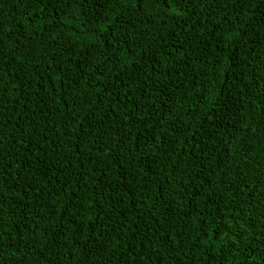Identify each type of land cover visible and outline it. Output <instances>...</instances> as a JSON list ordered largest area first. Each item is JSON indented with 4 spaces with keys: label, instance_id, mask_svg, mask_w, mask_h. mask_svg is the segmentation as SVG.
Masks as SVG:
<instances>
[{
    "label": "trees",
    "instance_id": "1",
    "mask_svg": "<svg viewBox=\"0 0 264 264\" xmlns=\"http://www.w3.org/2000/svg\"><path fill=\"white\" fill-rule=\"evenodd\" d=\"M134 2L107 5L109 22L113 16L126 19L125 26L116 33L122 45L115 41L109 45L107 33L99 31L102 25L89 23L91 10L82 9L75 2L71 7L54 3L46 13L39 12V5L29 6L27 2L23 6L12 0L0 4V33L4 40L0 88L7 89L2 94L0 128L5 137L3 151L11 148L17 161L0 179L2 264H44L45 254L54 264H80L81 257L95 242L91 229L100 227L92 223L97 217L107 226V251L94 253L86 264H264V237L253 236V232L264 228V196L259 188L264 184V40L259 38L264 37V27L256 22L264 5L248 4L244 14L236 19L240 6L221 4L223 11L217 9L218 15L209 18L211 23L200 28L195 18L177 26L179 17L170 19L163 6L152 0L142 12L132 6ZM189 10L199 16L202 11L206 14L208 8L201 3L191 5ZM225 12L230 23L221 19ZM48 13L53 20L49 31L32 35L29 16ZM57 13L60 23L55 22ZM217 21L218 27L246 26L249 35L258 39L236 52L221 51L222 45L217 43L221 33L213 27ZM36 28L32 26V30ZM209 31L215 36H209ZM16 37H21L19 44ZM25 44L44 51L35 62L38 69L25 65L20 73L29 81L24 99L33 101V105L21 108L6 102L17 97L13 81L20 83L15 73L21 63L19 57L13 62L12 49ZM146 59H163L167 65H156L161 76L155 87L168 101L167 107L157 103L161 112L153 117L156 126L133 129L116 153L108 147L97 152L122 135L116 129L124 128L127 122L124 113L117 109V116L112 117L115 126L105 121L107 135L103 140L96 131L100 125L95 124L86 143L74 147L82 138L77 125L86 118L93 101L99 104L103 86L126 63L139 61L143 66ZM142 70L153 74L151 68ZM52 84L57 87L53 89ZM38 89L40 97H44L43 108H34L40 98L34 95ZM153 98L159 101V96ZM99 115H104L103 109ZM36 123L45 126L44 134L59 148V154L55 148L48 151L47 164L43 159L29 161L23 145L20 150L16 147L17 138L32 143L39 139L32 130ZM180 123L183 131L175 127ZM141 136L151 138L135 144V138ZM197 144L199 150L195 149ZM10 158L5 157L4 162ZM37 165L39 172L35 171ZM200 168L204 169L202 176L198 174ZM201 180L202 195L193 198L191 185L199 186ZM221 180L225 184L233 180L234 192L237 186L243 189L241 203L251 196L248 207L258 218L255 229L248 230L243 242L231 253L230 245L220 252L202 242L199 247L193 244L200 222L197 213L203 210L206 216L215 214V206L205 202L207 194L215 189V199L222 193L225 205L233 194L222 192ZM161 200L166 201L164 207L174 209V220L161 215ZM53 203L64 213L57 215L63 222V234L45 243L47 238L41 233L47 231L51 236L58 230L53 227L55 220L47 222ZM150 205L155 208L154 214L148 211ZM220 210L225 214L231 211L223 206ZM157 219L163 223H155ZM41 248L43 254L39 252ZM28 250L36 254L25 257Z\"/></svg>",
    "mask_w": 264,
    "mask_h": 264
},
{
    "label": "snow or ice",
    "instance_id": "2",
    "mask_svg": "<svg viewBox=\"0 0 264 264\" xmlns=\"http://www.w3.org/2000/svg\"><path fill=\"white\" fill-rule=\"evenodd\" d=\"M4 0H0V4H2ZM13 3L19 4L23 6L25 2L30 5L37 4L39 5V12L46 13L49 9L52 8L54 3H62L67 7H71L72 3L75 2L80 8H86L91 10L92 18L89 20V23L93 21L97 25H102L99 31L102 33H107L106 39H108V44L112 45L115 41L116 45H122L123 41L118 39L116 33L119 32L120 28L124 27L126 24V19H117L116 16L111 17L109 22L108 13V4H121L124 5L131 0H12ZM148 2V0H135L132 4L134 8H137L139 12H142L144 9V5ZM152 3L156 5H162L163 10H166L168 17L170 19L177 20V26H179L180 22L183 21L187 23V20H192L195 18V24H198L200 28H204L205 23L210 24V17L214 18L218 15L217 9L221 8V4H234L239 5L238 15L236 19H239L240 15H243L245 12V6L248 4L255 3L257 6L264 5V0H152ZM201 3L206 4L208 11L205 14L203 11L197 15L195 10L190 11V7L193 4L199 5ZM87 15V11L84 13ZM187 14V17L185 16ZM27 15V13H25ZM120 14L117 13V16ZM52 14L48 13L47 15H36L33 14L29 16V28L32 35H42L49 31V25L53 23L51 18ZM259 19L256 21L262 27H264V11L258 13ZM225 23H230L231 18L227 12L224 13V16L221 18ZM203 21V23H201ZM56 23H60L59 21V13L56 14ZM219 21H217L216 25L213 27L216 28L217 31L221 33V38L217 41L218 44L222 45L221 51L224 52H236L240 47L244 46L246 43H254L258 37L255 35L250 36L249 30L246 26H241L237 24H233L231 27H218ZM194 24V26H195ZM32 26H37L36 30H32ZM109 28H112L113 31L109 32ZM95 30V29H94ZM209 36H215V32L209 31ZM110 37V38H109ZM264 40V37H259ZM55 39V38H53ZM21 37H16V43L19 44ZM42 43V41H41ZM3 34L0 33V58L3 57ZM120 51H124L123 47L119 48ZM14 52V56L12 57L13 62L16 61V58L19 57L21 66L17 69L15 75L19 79L20 83L15 84L14 91L17 92V97L14 100H8L6 103H14L19 104L21 108L28 107L33 105L32 100L24 99V93L26 92L25 85L29 83L24 76L20 75V73L24 72L25 65H31L33 69H38L39 64L35 63L38 58L41 57L44 49L41 48L37 51L36 46H29L27 44L22 45L18 48L12 49ZM161 57H164V53L160 54ZM107 59V57H106ZM227 59V57H226ZM159 64L161 67H167L164 64L163 59H152L145 61L143 66L139 65V61H133L126 63L124 65V69L120 72L116 73V77L108 81L107 85L104 87V95L99 97V104H95L93 101L88 110L85 113V119L81 120V122L77 125V129L82 133V138L80 139L77 145L74 147H79L80 144H85L88 137L91 135L89 131L95 124H99L100 127L96 129L98 133H100V139L103 140L104 136L107 135V131H105V121L112 122L113 126L114 121H112V117L117 116V109H120L121 112L124 113V117L126 120V126L124 128L116 129L117 133H122V135L118 136V139L114 144H104L102 147L96 149L97 152L103 151L104 147L110 148L113 153H116L119 149L124 147L125 141L131 137L132 130L137 129L139 126L145 130H149L156 126V121L153 119L154 115L161 112V108L157 107V103L163 105L164 107L168 106V101L164 99L163 94L157 90L155 85L160 84V76L161 73L156 68V65ZM48 68H51V65H48ZM142 68H151L153 74H149L148 71L142 70ZM37 75L40 76V79L43 80V76L37 72ZM103 75V73H101ZM3 84V80L0 79V85ZM51 87L55 89L57 87L56 84H52ZM6 88H0V109L4 106L3 101V93L6 92ZM35 96L40 97L39 89L34 93ZM159 96V101L153 98ZM151 98V99H150ZM24 100L23 104H20V101ZM43 108L44 107V97H40L34 104V108ZM33 108V117L36 116V113ZM103 109L104 115H99ZM171 109H169V112ZM3 115V112H0V116ZM43 115V113H41ZM118 118V117H117ZM11 122L10 120L8 121ZM175 127L183 131L182 123L176 124ZM36 136L39 139L36 140L35 143H32L30 140L16 139V147L20 150L21 145H23V149L29 153L27 159L31 161L35 158L36 161L44 160V163L47 164V155L48 151L52 148H55L57 154H59V148L55 147L54 141H49L48 136L44 134L47 130L44 125L40 123H36L32 129ZM19 131V129H18ZM251 131V129H250ZM3 129L0 128V179H3L4 173L10 169L14 163H17L15 160V156L11 155V148L7 152L3 151V145L5 143V137L2 134ZM151 137H138L135 138V144L139 145L141 140L148 139ZM191 138V137H190ZM45 142L48 143V148H45ZM179 143V141H177ZM199 144L195 145V149L199 150ZM213 149H209L212 151ZM193 155L196 156V159H199L196 151H193ZM11 156L8 159V162L5 163V157ZM203 161H201V164ZM29 170H33V165L29 163ZM49 170H51V165L47 166ZM66 167V165H65ZM41 169L39 165L35 167V171L39 172ZM204 172L203 168L199 169V175L202 176ZM239 175V173H238ZM221 185H224L222 192L233 193L232 196L228 199L227 204L225 205L222 193L220 195H216V198L213 199V195L215 194V189L212 192H209L206 196V204L208 206H215L214 215L206 216L205 212L202 210L197 215L200 218V222L196 225L195 231L197 235L193 238V244L196 247L200 246L202 242L204 245L209 248L216 247L218 251L223 252L226 246H229V253L233 251L239 243L243 242L244 237L246 236L248 230H254L256 224L258 222V218H254L250 213L248 204L251 196L249 195L243 203H241L240 197L243 196V189H240L237 186L236 192L233 191L232 185L234 184L233 180H228L225 184L224 180H221ZM193 191L190 195L195 198L201 196V188H203V180L200 181V185L197 186L195 183L191 185ZM211 187V184H209ZM260 195L264 196V184L259 185ZM239 193V195H237ZM134 198V197H133ZM166 201L161 200L160 207L163 209L161 215L162 216H170L171 219H175V211L174 209L169 207H164ZM228 207L231 211L227 214L222 212L221 207ZM254 207V205H253ZM149 212L155 213V208L153 205L149 206ZM48 220L47 222L51 224L53 220H55L54 228L58 229L54 232L53 235L48 236L47 231L41 233V236L46 237L45 243H49L56 239V236L62 235L63 222L62 220L57 219V215L63 216L64 213L60 212L56 209V205L53 203L49 206L48 210ZM191 213H186V215H190ZM261 216H264V212H261ZM243 221V224L241 223ZM94 224H99L100 227L92 228L91 233L96 237L93 246L88 249L86 255L82 256L80 259V264H86L89 258L96 252H106L107 247L104 243V236L107 232V226L103 224L102 221L99 220V217L96 220L92 221ZM157 224H162V219H157L155 221ZM169 227H171V223H169ZM259 235L264 237V228H261L258 233L253 232V236ZM166 243V242H165ZM3 238L0 237V252L3 250ZM40 253H44V249H39ZM36 253L32 250H28L24 253L25 257H30L35 255ZM44 264H54L53 261H49L47 255L43 256ZM2 264V262H0Z\"/></svg>",
    "mask_w": 264,
    "mask_h": 264
}]
</instances>
